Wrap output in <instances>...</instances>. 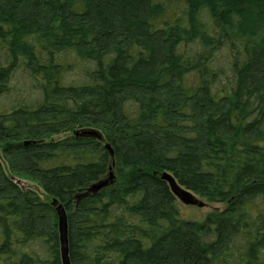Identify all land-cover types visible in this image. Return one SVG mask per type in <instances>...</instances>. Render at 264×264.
Wrapping results in <instances>:
<instances>
[{
  "label": "trees",
  "instance_id": "1",
  "mask_svg": "<svg viewBox=\"0 0 264 264\" xmlns=\"http://www.w3.org/2000/svg\"><path fill=\"white\" fill-rule=\"evenodd\" d=\"M60 207L70 264H264V0H0V264Z\"/></svg>",
  "mask_w": 264,
  "mask_h": 264
},
{
  "label": "water",
  "instance_id": "2",
  "mask_svg": "<svg viewBox=\"0 0 264 264\" xmlns=\"http://www.w3.org/2000/svg\"><path fill=\"white\" fill-rule=\"evenodd\" d=\"M109 148V146H107ZM162 179L166 180L171 188V191H173L174 195L177 197V199L185 204L186 206H199L203 207L205 203L201 201L198 197H196L191 191L185 190L182 188L177 180H175L172 176H170L167 173H164L162 176ZM104 186V184H99L94 187V191H97L99 188ZM58 218H59V229H60V240H61V251L63 256V262L65 264H70L69 262V251H68V223L66 218V212L63 210V208L58 209Z\"/></svg>",
  "mask_w": 264,
  "mask_h": 264
},
{
  "label": "rangeland",
  "instance_id": "3",
  "mask_svg": "<svg viewBox=\"0 0 264 264\" xmlns=\"http://www.w3.org/2000/svg\"><path fill=\"white\" fill-rule=\"evenodd\" d=\"M24 92V91H23ZM180 202V201H179ZM180 213L181 218L188 221L198 222L203 221L209 212L213 211L216 208H220L216 204H205L203 207L189 206L180 202Z\"/></svg>",
  "mask_w": 264,
  "mask_h": 264
}]
</instances>
